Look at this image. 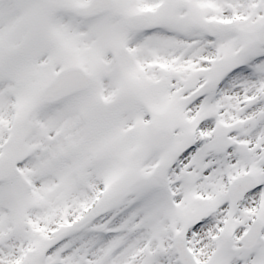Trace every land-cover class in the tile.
<instances>
[{
	"label": "snow or ice",
	"instance_id": "obj_1",
	"mask_svg": "<svg viewBox=\"0 0 264 264\" xmlns=\"http://www.w3.org/2000/svg\"><path fill=\"white\" fill-rule=\"evenodd\" d=\"M0 264H264V0H0Z\"/></svg>",
	"mask_w": 264,
	"mask_h": 264
}]
</instances>
